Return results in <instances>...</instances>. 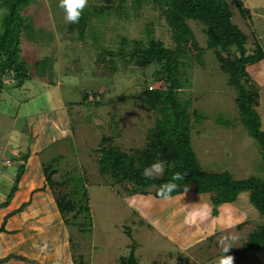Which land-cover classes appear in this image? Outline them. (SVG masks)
<instances>
[{"label": "rangeland", "instance_id": "obj_1", "mask_svg": "<svg viewBox=\"0 0 264 264\" xmlns=\"http://www.w3.org/2000/svg\"><path fill=\"white\" fill-rule=\"evenodd\" d=\"M135 1L122 4V0H113L109 4L119 6L117 10L93 15L89 29L97 39L91 34L81 38L69 33L71 24L64 22L59 0H48L47 5L44 0H35L25 11L34 18L35 26H42L39 43L29 36L22 42L35 78L4 91L0 98V203L15 189L10 204L0 209V229L8 226L11 233L22 234L1 238L0 259L12 251L17 257L8 262L17 258L22 264H123L121 258L128 257L135 246L141 264H215L221 255L218 241L222 236L234 237L231 249H237L257 226L259 212L249 201L248 192H242L234 203L221 205L214 214L211 194L191 189L163 200L154 195L155 187L140 194L130 184L114 185L109 176L99 172L94 149L104 135L112 133L108 124L112 115L120 124L121 136L115 142L125 152L144 147L155 113L141 108L130 96L144 81L155 88L159 69L156 64L145 69L130 65L125 72L118 62V73L102 71L96 63L99 49L121 47L124 38H147L150 22L151 35L166 45L173 44L165 18L159 17L151 2L135 6ZM243 1L252 12L253 27L232 3L233 21L248 35L247 49L252 51L257 39L264 46V0ZM104 2L89 0L86 8L91 11L95 4ZM190 22L200 45L206 47L202 27ZM57 48L62 59L57 67L54 65L58 71L34 66L40 57ZM216 56L213 49H206L204 64L195 61L192 67H182L187 79L179 96L191 101V114L197 109L203 115L199 121L192 117V145L199 165L214 174L229 171L236 179L264 180L261 147L239 121L235 89ZM259 63L261 67L245 66L242 75L252 80L251 91L261 95L257 109L264 129V78L257 77L264 69V59ZM86 88L100 92L108 89L107 104L95 108L82 103ZM26 153L30 157L16 179L21 164L18 158ZM56 157L60 170L55 178H64L70 171L75 179L86 180L91 221L65 222L57 198L71 187L50 188L43 172L44 163ZM7 159H12L14 166H7ZM71 216L72 212L67 213ZM229 255L234 264H264V249Z\"/></svg>", "mask_w": 264, "mask_h": 264}, {"label": "trees", "instance_id": "obj_2", "mask_svg": "<svg viewBox=\"0 0 264 264\" xmlns=\"http://www.w3.org/2000/svg\"><path fill=\"white\" fill-rule=\"evenodd\" d=\"M34 1L0 0L2 11L0 18V98L4 91L22 87L35 78L23 54L22 45L24 37L29 36L35 43H39L41 38L39 30L42 26H35L34 18L25 12ZM104 1L106 3H101L102 5L95 4L91 11L89 8L84 9L79 22L69 26V33H77V36L81 38L91 34L97 39L98 36L89 29L92 26L90 22L93 15L103 16L107 10L115 11L119 7L109 4L113 0ZM122 1L124 4L126 0ZM144 1L147 0H136L134 5L139 6ZM148 1L159 13V17L165 18L173 44L166 45L162 39L151 35L150 24L153 22H150L146 28L147 38L132 41L124 38L121 47L101 48L97 53L96 63L102 71L112 74L120 71L118 62H121L122 70L125 72L128 71L130 65L137 66L139 69H145L152 64L158 65L159 69L155 72V88L150 87L144 81L140 90L130 96L141 108L155 113V122L147 129L144 147L125 152L115 142V138L120 137L121 133L119 121L116 116L112 115L108 121V124L112 126V133L104 135L98 148L94 149V152L98 154L96 159L98 170L102 175L109 176L114 185L130 184L132 190L140 194H146L149 188L155 187L153 193L156 197H158L157 192L161 184L170 180L174 173L179 172L184 178L175 181L178 188L172 196L191 189L198 193L211 194L214 214L219 213L221 205L234 203L242 192H248L249 201L258 210L260 220L242 245L237 249H231L227 255L264 249V180L255 177L236 179L229 171L214 174L204 170L199 165L192 145V117L199 121L203 115L197 109L191 114L189 111L191 101L179 96L180 89L187 79L185 77L187 72L182 70V67H192L195 61L204 64L202 57L204 50L213 49L217 54L221 69L228 76L229 85L235 89L239 121L247 129L248 134L259 143L264 159V129L262 117L257 109L261 104V95L259 92L251 91L252 80L242 75L245 66L256 64L264 59V46L257 39L256 47L248 51V35L233 21L235 11L232 3L251 28L253 27L252 12L245 6L243 0ZM191 20L196 21L202 27L204 35L207 36L206 47L200 45ZM57 51L50 50L49 53L40 57L34 66L36 68L43 66V68L58 71L54 65L57 67L62 59L59 54L61 49L57 48ZM227 51L228 55L225 54ZM90 93L94 96L93 101L89 99ZM107 93H110L108 89L100 92V90L86 88L83 90L82 103L93 105L95 108L102 107L108 102ZM29 157L30 153H26L24 157L21 155L18 158L21 164L15 174L16 179L23 172L25 162ZM158 159L166 162L164 176L154 180L144 179L140 174L141 171ZM57 161H59L58 157L49 163H44L43 172L50 188L55 190L61 186L71 187L60 199L57 198V206L65 222L73 224L74 221L79 222V219L91 221L90 193L86 180L84 178L75 179L70 175V171L65 172L64 178H55L60 170L56 166ZM14 192L15 189H12L7 200L0 203V209L10 204ZM70 212L73 213L71 219L67 217V213ZM213 238L214 235L210 237V240ZM10 257L1 258L0 262ZM121 259L123 264H141L135 254V246L132 247L128 257ZM80 264L84 262L81 261Z\"/></svg>", "mask_w": 264, "mask_h": 264}, {"label": "clouds", "instance_id": "obj_3", "mask_svg": "<svg viewBox=\"0 0 264 264\" xmlns=\"http://www.w3.org/2000/svg\"><path fill=\"white\" fill-rule=\"evenodd\" d=\"M47 5L48 0H44ZM89 0H59L58 7L64 12V22L66 24L78 23L84 9L88 6ZM165 161L162 159L154 160L149 166L141 171V176L146 180L162 178L165 174ZM184 177L176 172L171 179L161 184L157 196L163 200H171L172 193L178 188L175 181L182 180ZM235 238L231 236H222L218 244L221 248V255L215 261V264H234V258L227 253L232 248Z\"/></svg>", "mask_w": 264, "mask_h": 264}, {"label": "crops", "instance_id": "obj_4", "mask_svg": "<svg viewBox=\"0 0 264 264\" xmlns=\"http://www.w3.org/2000/svg\"><path fill=\"white\" fill-rule=\"evenodd\" d=\"M260 62H261V61H260ZM255 65L261 67V65H260L259 62L256 63ZM257 68H258V67H257ZM262 68H264V67H262ZM262 68H261V69H262ZM257 77L262 78V79L264 78V69L259 70V72L257 73ZM263 80H264V79H263ZM260 81H261V80H260ZM1 226H2V224L0 225V228H1ZM10 231H11V230L8 228V226L5 227L4 230H1V229H0V242H2V241H1V238H2L3 236H6L5 239H7V238H9V239H13L14 236H16V235H18V234H22L21 232H18L17 234H16V233H11ZM8 232H9L10 234H9ZM22 240H23V237H22ZM22 240H19V241H17L16 243H13L12 246H14V244H18V243H20ZM10 252H12V251H10ZM10 252H8V254L5 255V256H8V257L11 256L10 258H8V259L6 260V263H5V264H8V263H9V264H22V263H23V261L18 260L17 258H16L15 261H10V262H8L10 259H12L13 257L16 256L15 252H13V253H10ZM0 264H2V263H0Z\"/></svg>", "mask_w": 264, "mask_h": 264}, {"label": "built area", "instance_id": "obj_5", "mask_svg": "<svg viewBox=\"0 0 264 264\" xmlns=\"http://www.w3.org/2000/svg\"><path fill=\"white\" fill-rule=\"evenodd\" d=\"M89 98H90L91 100H94V96H93L92 93L89 94ZM5 164L8 165L9 167L14 166V162H13L12 159H7V160L5 161Z\"/></svg>", "mask_w": 264, "mask_h": 264}]
</instances>
